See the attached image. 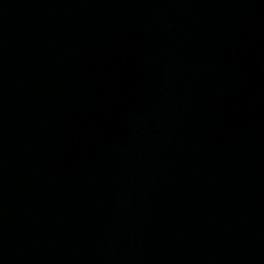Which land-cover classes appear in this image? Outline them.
<instances>
[{
    "label": "water",
    "instance_id": "1",
    "mask_svg": "<svg viewBox=\"0 0 264 264\" xmlns=\"http://www.w3.org/2000/svg\"><path fill=\"white\" fill-rule=\"evenodd\" d=\"M129 0H0V47L48 33Z\"/></svg>",
    "mask_w": 264,
    "mask_h": 264
}]
</instances>
